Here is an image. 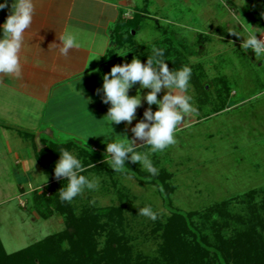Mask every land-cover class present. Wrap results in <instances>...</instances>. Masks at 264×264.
I'll return each instance as SVG.
<instances>
[{
  "label": "rangeland",
  "instance_id": "1",
  "mask_svg": "<svg viewBox=\"0 0 264 264\" xmlns=\"http://www.w3.org/2000/svg\"><path fill=\"white\" fill-rule=\"evenodd\" d=\"M195 11L198 14L199 8ZM248 15L250 11L240 8L233 19L244 21V35L249 27L246 22L250 24ZM166 27L159 25L158 31L151 27L138 30L135 41L137 45H145L138 47L132 42L121 45L116 53L119 59L113 65L130 62L133 56L146 62L150 58L148 53L153 54V49H157L161 31ZM222 27L219 31L213 25L211 32L206 33L209 35L200 34L201 37L190 30L176 32L177 49L170 57L166 52L163 59L167 60L170 70L185 66L192 69L187 94L192 97L194 112L177 128L176 143L164 152L151 153L146 144L135 148L136 153L148 156L159 173L165 171L172 175L167 180L172 187L168 195L170 204L155 184L142 183L131 175L110 169H97L105 163L104 146L96 150L84 144L92 150L91 154L98 156L97 161L88 165L83 163L85 158L93 159L88 152L77 145L68 149L87 168L81 174L98 180L96 190H85L70 204L77 214L91 207H120L121 216L101 220L96 241L102 247L108 229L116 228L125 236L133 263L164 264L161 257L164 238L160 227L173 210H178L190 216L196 233L207 240L210 256L229 258L227 264H264V55L256 58L254 50L244 52L241 49L243 37L238 38L229 31H242V25ZM156 37L160 39L154 41ZM127 51L130 52L125 56L119 55ZM216 86L226 88L228 96L225 90L218 94ZM139 87L137 82L129 95H136ZM148 91L150 89L140 92L143 113L149 107L153 111L157 108L143 100ZM166 91L162 89L157 98L162 99ZM207 92L211 98L228 99L227 104L224 103L219 111L211 109L212 105L204 108L201 104ZM143 113L140 119L144 118ZM29 138L36 158L41 149L55 141L51 138L42 141L36 136ZM133 164L148 173L138 162ZM37 168L39 171H34L38 176L30 187H25L30 193L28 199L19 203L14 200L0 208V238L8 253L66 229L64 212L53 211L45 219L35 210V199L45 192L49 194L52 184L45 167L39 163ZM59 181L60 186L55 188L60 194L66 180ZM145 206L156 212V220L139 215V208ZM188 249L194 261L197 245L192 242ZM174 264H179L178 260Z\"/></svg>",
  "mask_w": 264,
  "mask_h": 264
},
{
  "label": "crops",
  "instance_id": "2",
  "mask_svg": "<svg viewBox=\"0 0 264 264\" xmlns=\"http://www.w3.org/2000/svg\"><path fill=\"white\" fill-rule=\"evenodd\" d=\"M33 3V22L25 33L20 53L22 75L16 78L0 74V208L14 200L23 202L30 196L25 187L31 186L38 176L34 170L39 169L30 136L42 141L75 140L96 150L104 146L105 150L102 143L105 137L101 133L110 131L105 123L110 105L101 101L103 93L97 95V89L102 87V76L107 73L105 56L111 51L117 53L121 47L112 35L120 19H130L136 25L131 30L132 41L124 44L132 42L138 47L145 44L137 45V31L150 27L158 31L159 25L167 27L161 31V39L156 37L154 41L167 36L179 40L176 32L180 31L209 35L206 33L211 32L213 25L219 31L223 25H241L236 24L237 19L233 20L239 7L250 11L252 27L264 28L261 15L264 0H246L242 6L243 0H33ZM9 10H0V24ZM199 25L205 28H197ZM67 35L75 36L78 46L71 48L65 57L60 55L63 46L60 37ZM257 36L264 38L259 33ZM97 55L100 57L94 58ZM115 58L119 56L116 54ZM142 113L139 106L131 125L113 124L116 138L127 133L135 139L131 128L142 119L139 118ZM142 143L136 140V147Z\"/></svg>",
  "mask_w": 264,
  "mask_h": 264
},
{
  "label": "clouds",
  "instance_id": "3",
  "mask_svg": "<svg viewBox=\"0 0 264 264\" xmlns=\"http://www.w3.org/2000/svg\"><path fill=\"white\" fill-rule=\"evenodd\" d=\"M246 5V0L240 5ZM10 9L6 20L0 24V74L12 75L20 78L22 68L20 53L24 46L25 33L33 22L34 3L33 0H0V10ZM240 11V7H239ZM264 16V12L261 13ZM242 25V31H229L236 37H243L241 49L244 52L254 50L256 58L264 55V38H258L257 34L264 36V28L252 27L246 22L247 34H242L246 25ZM236 23V24H237ZM62 47L60 55L67 56L71 48L78 46L75 36L67 35L60 37ZM131 51V50H130ZM130 51L119 54L125 56ZM102 55V54H101ZM162 49H153L152 58L141 62L137 56H133L130 62L115 64L110 72L102 76V87L97 89V95L101 96L108 108L105 123L110 128L108 132H102L105 137L102 141L105 145L104 162L109 163L114 172H120L126 161L138 162L151 176H157L159 169L153 165L147 155L135 152L136 140H140L150 146L151 153H162L169 146L176 143L175 133L184 119L194 112L192 97L188 95L192 69L185 66L179 70H170ZM100 55L94 58H99ZM93 58V59H94ZM98 71V70H97ZM139 82V89L136 95H129V90ZM150 89L143 96V100L151 105H156L155 111L149 107L143 113V119L139 120L131 132L135 139L129 138L127 133L116 138L113 124L119 125L127 122L131 125L136 118L137 108L142 104L141 90ZM166 89L162 99L157 94ZM78 94L81 91L77 88ZM100 134V135H101ZM93 136V135H89ZM88 136V137H89ZM97 136V135H94ZM87 137V138H88ZM110 158V161H109ZM87 171L82 161L70 151H59V159L55 162L54 176L57 180H66L60 188V199L64 202H73L81 196L85 190H96L98 180L90 179L82 175ZM48 180V176L46 181ZM139 215L148 217L151 220L157 219V214L151 207L139 208Z\"/></svg>",
  "mask_w": 264,
  "mask_h": 264
},
{
  "label": "trees",
  "instance_id": "4",
  "mask_svg": "<svg viewBox=\"0 0 264 264\" xmlns=\"http://www.w3.org/2000/svg\"><path fill=\"white\" fill-rule=\"evenodd\" d=\"M135 27L136 25L130 19H120L116 29L112 32L113 38L121 45L129 39L132 41L131 30ZM124 33L126 34L124 35ZM155 48L164 50L165 55L167 52L168 57L172 56L177 49L171 36L159 41ZM115 56L114 51L108 52L105 56L106 72H110L113 63L117 61ZM148 56L151 58L153 54L149 52ZM216 89L218 94L225 90L228 96L226 88L216 86ZM205 94L206 96L207 94L210 95L208 92ZM209 95L201 104L204 108L212 105L211 109L215 108L219 111L224 103L227 104L228 99H222L221 97L214 99ZM72 145L79 146L81 150H85L92 156V160L85 158L84 164L88 165L93 161H97V154L93 152L91 154V149L75 140L51 142L49 146L41 149L37 156V160L45 167L52 184L48 189L49 194L45 192L35 199V210L45 219L50 217L53 211L64 212L66 229L58 234L36 241L14 253L6 251L0 238V264H147L142 261L132 262L125 236L114 227L108 229L105 244L102 247L97 244L96 235L102 227L100 225L101 220L105 217L121 216L120 207H91L77 214L69 202L60 199V194L55 187L60 186L61 182L54 176V166L59 159V151H68ZM96 168H106L114 171L111 169L110 162L101 164ZM119 173L131 175L142 183L157 185L166 202L170 204L168 195H170L172 187L167 181L172 176L170 173L164 171L157 176H151L150 173L136 168L131 161H126L124 168ZM193 226L188 214L173 210L171 216L160 227L164 238L161 246V257L165 260L163 263L174 264L178 260L179 264H227L229 258L226 260L224 257L210 256L211 250L207 240L199 236ZM192 242L197 245L194 261H192L188 249ZM65 244H67V247Z\"/></svg>",
  "mask_w": 264,
  "mask_h": 264
}]
</instances>
